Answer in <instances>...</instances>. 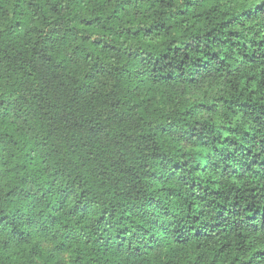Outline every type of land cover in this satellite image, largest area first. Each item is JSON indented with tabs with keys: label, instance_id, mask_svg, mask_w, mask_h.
Segmentation results:
<instances>
[{
	"label": "trees",
	"instance_id": "16d2710c",
	"mask_svg": "<svg viewBox=\"0 0 264 264\" xmlns=\"http://www.w3.org/2000/svg\"><path fill=\"white\" fill-rule=\"evenodd\" d=\"M0 264H264V0H0Z\"/></svg>",
	"mask_w": 264,
	"mask_h": 264
},
{
	"label": "rangeland",
	"instance_id": "374dc122",
	"mask_svg": "<svg viewBox=\"0 0 264 264\" xmlns=\"http://www.w3.org/2000/svg\"><path fill=\"white\" fill-rule=\"evenodd\" d=\"M53 244L52 243H50V242H47V243H45L44 244V247H45V249H47V250H52V248H53ZM160 252H164V250H162V249H155V251H154V255L155 254H158V253H160ZM63 259H65V260H67V257L66 256H63Z\"/></svg>",
	"mask_w": 264,
	"mask_h": 264
}]
</instances>
